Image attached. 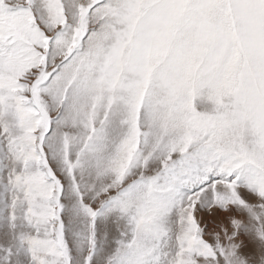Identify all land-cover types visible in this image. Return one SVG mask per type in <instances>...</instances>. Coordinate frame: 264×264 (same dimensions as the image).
Listing matches in <instances>:
<instances>
[{"label": "snow or ice", "instance_id": "obj_1", "mask_svg": "<svg viewBox=\"0 0 264 264\" xmlns=\"http://www.w3.org/2000/svg\"><path fill=\"white\" fill-rule=\"evenodd\" d=\"M0 264H264V0H0Z\"/></svg>", "mask_w": 264, "mask_h": 264}]
</instances>
